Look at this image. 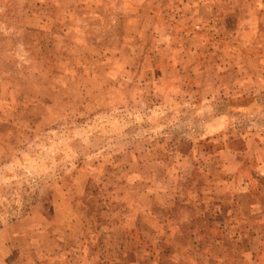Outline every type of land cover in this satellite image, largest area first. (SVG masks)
I'll return each instance as SVG.
<instances>
[{
  "label": "rangeland",
  "instance_id": "1",
  "mask_svg": "<svg viewBox=\"0 0 264 264\" xmlns=\"http://www.w3.org/2000/svg\"><path fill=\"white\" fill-rule=\"evenodd\" d=\"M0 264H264V0H0Z\"/></svg>",
  "mask_w": 264,
  "mask_h": 264
}]
</instances>
